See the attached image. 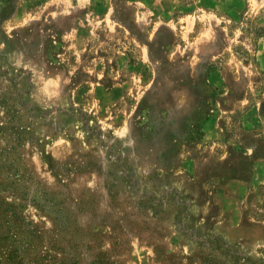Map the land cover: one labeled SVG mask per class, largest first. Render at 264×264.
I'll return each instance as SVG.
<instances>
[{
  "label": "rangeland",
  "instance_id": "1",
  "mask_svg": "<svg viewBox=\"0 0 264 264\" xmlns=\"http://www.w3.org/2000/svg\"><path fill=\"white\" fill-rule=\"evenodd\" d=\"M0 264H264V0H0Z\"/></svg>",
  "mask_w": 264,
  "mask_h": 264
}]
</instances>
